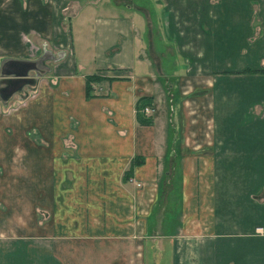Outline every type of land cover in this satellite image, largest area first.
<instances>
[{
  "label": "crops",
  "instance_id": "crops-1",
  "mask_svg": "<svg viewBox=\"0 0 264 264\" xmlns=\"http://www.w3.org/2000/svg\"><path fill=\"white\" fill-rule=\"evenodd\" d=\"M80 1L0 0V264H264V0Z\"/></svg>",
  "mask_w": 264,
  "mask_h": 264
},
{
  "label": "water",
  "instance_id": "water-1",
  "mask_svg": "<svg viewBox=\"0 0 264 264\" xmlns=\"http://www.w3.org/2000/svg\"><path fill=\"white\" fill-rule=\"evenodd\" d=\"M37 62L8 61L0 76L4 78V87H0V101L6 104L14 95L25 96L23 89H34V80L29 78L30 71H37ZM10 77V78H9Z\"/></svg>",
  "mask_w": 264,
  "mask_h": 264
},
{
  "label": "trees",
  "instance_id": "trees-1",
  "mask_svg": "<svg viewBox=\"0 0 264 264\" xmlns=\"http://www.w3.org/2000/svg\"><path fill=\"white\" fill-rule=\"evenodd\" d=\"M262 71H252V70H245L243 73H259ZM113 78H108V77H102L99 75V73H95L92 75H87L84 77V90H85V98H91L94 97L93 94V85L100 83L102 81L106 82H111ZM153 103H154V98L152 96H141L137 98L135 104H134V121L136 125L139 126H151L153 124V116L152 114L150 115H145L144 114V109L153 108ZM142 158H134L130 162V168L125 171L122 175V181L127 182V180L130 178L129 173L135 164H140L142 163Z\"/></svg>",
  "mask_w": 264,
  "mask_h": 264
},
{
  "label": "rangeland",
  "instance_id": "rangeland-1",
  "mask_svg": "<svg viewBox=\"0 0 264 264\" xmlns=\"http://www.w3.org/2000/svg\"><path fill=\"white\" fill-rule=\"evenodd\" d=\"M84 2H86L85 0H82V1H80V6H84L82 3H84ZM103 4V1L102 0H100V3H99V7L101 8L102 5ZM131 4V6L132 5H134V4H136V2H131V3H129V5ZM138 4V3H137ZM89 5V4H88ZM84 11H85V9H83ZM65 11H66V9H64L63 10V12H64V14H63V16H65L64 18H67L66 16H72V14H73V12L71 11V12H69V13H65ZM113 11V10H112ZM89 12V11H88ZM88 15H89V13H83L82 15H81V17H79V19H78V21H74L73 22V27H72V36H73V39H74V52H75V59L76 60H79L80 59V56H81V54H82V51H81V43H79V38L81 37L79 34L80 33H84L82 36L84 37V39L88 36V33H89V30H87V26L86 25H84V23L86 22V20L88 19ZM66 20V19H65ZM64 22V21H63ZM67 23H68V21H66ZM78 24H79V26H78ZM89 27H91V24L89 25ZM91 31H92V29H90ZM83 46H85V43L83 44ZM30 51L32 52V50L30 49ZM36 52H37V50H36ZM33 55H35L36 53H35V51L33 50ZM160 87V86H159ZM160 89L162 90H160L159 91V96H160V106H162V110H163V112H168V105H167V96H166V91H165V89H162L161 87H160ZM22 103L23 102V100L21 99V98H19V97H17V102H16V104L17 103ZM152 110V109H151ZM161 117V119H162V122L164 121V119H165V114H163L162 116H160ZM33 133L34 132H32L31 130H27L26 132H25V136H26V139H29V140H32L33 139ZM155 213H156V211H155ZM155 217H156V215L154 214V215H152L150 218H149V220H148V223H154L155 222Z\"/></svg>",
  "mask_w": 264,
  "mask_h": 264
},
{
  "label": "built area",
  "instance_id": "built-area-1",
  "mask_svg": "<svg viewBox=\"0 0 264 264\" xmlns=\"http://www.w3.org/2000/svg\"><path fill=\"white\" fill-rule=\"evenodd\" d=\"M144 114L148 116V115L152 114V110L149 109V108H145L144 109ZM255 233H257V234H264V227H257L255 229Z\"/></svg>",
  "mask_w": 264,
  "mask_h": 264
}]
</instances>
